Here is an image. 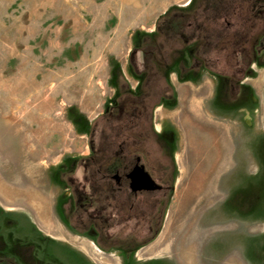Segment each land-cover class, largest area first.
<instances>
[{"label":"rangeland","instance_id":"obj_1","mask_svg":"<svg viewBox=\"0 0 264 264\" xmlns=\"http://www.w3.org/2000/svg\"><path fill=\"white\" fill-rule=\"evenodd\" d=\"M201 1L0 0V264H264V42L206 49L214 88L170 39ZM122 143L158 217L106 185Z\"/></svg>","mask_w":264,"mask_h":264},{"label":"flooded vegetation","instance_id":"obj_2","mask_svg":"<svg viewBox=\"0 0 264 264\" xmlns=\"http://www.w3.org/2000/svg\"><path fill=\"white\" fill-rule=\"evenodd\" d=\"M194 5L196 4H191V2L188 5V7H193L192 13H188L185 17L178 18L177 16V18L172 19L176 22L178 28L176 30L172 29V35L170 36L172 42H175L176 38H180V40L187 43L185 49L188 48L191 56H195L197 59V56L204 55L206 49L210 47L207 42L214 39L220 40V43L216 44L219 49H222L223 41H233V45L235 44L234 46L237 48L236 51L247 56L250 51L255 50L257 52V49L260 46L262 47V42H264V0H203L201 1L203 12L194 9ZM198 14L204 16L206 24L197 21ZM172 28L174 27L172 26ZM184 30L188 33L186 38L183 37ZM185 49L183 48V50ZM193 52L196 55H193ZM201 60H197L199 66L195 67L205 68L204 63H202L204 60ZM179 63L182 65V62ZM126 149L125 143L118 146V157L108 172L103 175V178L109 188L112 187L124 192L125 197L131 199V204L150 198L149 200L153 204V207L150 205L152 210L155 208L151 215L152 219L154 216L159 215V203L161 205L164 194H167L169 187L160 184L152 175V168H149V170L146 167L143 155L137 154L135 151L127 154ZM142 170L149 175L156 185V189H147L141 182L134 185V180H137L136 175H139L138 171ZM118 202H121V200H118ZM123 203L124 200H122ZM154 203L158 207H155ZM153 232L151 225L150 232H147L146 237H152Z\"/></svg>","mask_w":264,"mask_h":264},{"label":"trees","instance_id":"obj_3","mask_svg":"<svg viewBox=\"0 0 264 264\" xmlns=\"http://www.w3.org/2000/svg\"><path fill=\"white\" fill-rule=\"evenodd\" d=\"M207 43H209V45H210V47L208 48V49H212V48H216V44L218 43H220V42H214V41H208ZM233 41H223L222 42V49L224 50L225 48H226V51H228L229 53L226 55V60H228V58H229V60L230 61H233V62H235V64H233L234 65V67H235V70L237 71V73H240V70L242 69V72L240 73V74H242L243 72H244V70L245 69H243L242 68V66L244 67V68H248L249 66H250V64H251V62H250V57H248L247 55H244V54H237V51H236V49L237 48H235V44L233 45ZM202 55V54H201ZM237 57H238V59H237ZM197 58L199 59V60H204V61H202V63H204V65H205V68H207V67H209L210 65H213V63H212V61H211V63L212 64H210L209 65V63H210V61H208L207 59H206V53L204 54V55H202V56H197ZM219 59H217L216 61H218ZM224 82L223 83H227V88H228V90L230 89L231 91H232V89H235V87L236 86H233L232 85V80L231 79H229V78H227L226 76H223V75H219V74H217ZM242 78L240 77V79H239V81L241 80ZM238 81V82H239ZM172 96H173V98L175 97V95H174V91L172 92Z\"/></svg>","mask_w":264,"mask_h":264},{"label":"crops","instance_id":"obj_4","mask_svg":"<svg viewBox=\"0 0 264 264\" xmlns=\"http://www.w3.org/2000/svg\"><path fill=\"white\" fill-rule=\"evenodd\" d=\"M212 41V40H211ZM215 63H216V61H215ZM213 64V65H210L209 67H207V68H203L204 70H202L203 72H205V73H207L208 75H209V77H208V79H210V81L211 82H214V84H215V86H214V88L216 87V85H218V84H220V86L222 85V83L224 82L217 74H218V72L216 71V68H217V66H216V64ZM251 66V65H250ZM189 67L190 66H188L187 67V70L189 71ZM234 72L235 73H237V71L236 70H234ZM242 72V69L240 70V73ZM175 79H176V81H179V78H178V75H177V77H175ZM199 79V78H198ZM254 79L250 76V77H246V78H242L239 82H238V84H246V85H249L250 86V88L253 90L254 89V87H256V85H255V81H253ZM172 81V80H171ZM182 83H191L192 81L191 80H182L181 81ZM173 87H174V95H175V98H176V100L178 99L177 97V88L175 87V85H173ZM181 89H183V87H181ZM252 96H253V93H252ZM214 100H213V103L211 104L212 106H213V104H214V107H216V108H219L220 106L218 105V102H217V100H216V97H217V93L215 92L214 93ZM178 101V100H177ZM196 101V99L193 97V101L192 102H194V103H196L195 102Z\"/></svg>","mask_w":264,"mask_h":264},{"label":"water","instance_id":"obj_5","mask_svg":"<svg viewBox=\"0 0 264 264\" xmlns=\"http://www.w3.org/2000/svg\"><path fill=\"white\" fill-rule=\"evenodd\" d=\"M138 173L139 175H136L137 180H134V185H138L137 183L141 182L147 189L152 190L157 188L147 173H145L143 170L138 171Z\"/></svg>","mask_w":264,"mask_h":264}]
</instances>
